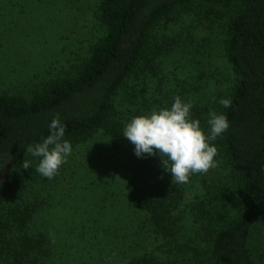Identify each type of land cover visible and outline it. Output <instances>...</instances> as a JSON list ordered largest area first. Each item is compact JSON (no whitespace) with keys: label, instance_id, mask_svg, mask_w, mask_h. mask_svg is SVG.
<instances>
[{"label":"trees","instance_id":"1","mask_svg":"<svg viewBox=\"0 0 264 264\" xmlns=\"http://www.w3.org/2000/svg\"><path fill=\"white\" fill-rule=\"evenodd\" d=\"M194 13L224 28L223 52L235 82L216 99L206 95L211 74L205 83L194 80L199 76L191 61L199 45L186 46L189 70L183 75L168 74L163 57L180 46L161 32ZM98 22L103 34L72 77L30 97L0 94V264H259L264 0H101ZM209 72L205 65L200 76ZM176 96L192 103L191 115L205 131L210 111L226 114L230 124L214 141L217 167L186 184L172 180L165 157L137 158L122 136L132 117L170 107ZM222 98L231 100L229 108ZM55 116L72 148L105 135L122 149L125 193L138 218L115 223L100 204L82 209L83 216L63 210L55 218V183L39 176V158L26 152L49 135Z\"/></svg>","mask_w":264,"mask_h":264},{"label":"rangeland","instance_id":"2","mask_svg":"<svg viewBox=\"0 0 264 264\" xmlns=\"http://www.w3.org/2000/svg\"><path fill=\"white\" fill-rule=\"evenodd\" d=\"M100 2L0 0V94L30 97L51 82L72 77L103 34L98 22ZM223 29L217 22L206 21L195 13L184 15L180 22L170 24V29L161 33L165 37L170 35L180 47L176 45L173 54L163 52L170 64L168 72H172L168 74L175 77L176 73L180 76L189 70V54L184 50L196 43L199 48L191 61L196 64L199 76L194 79L195 83L200 77L203 83L207 82L204 76L211 74L213 79L206 95L216 99L217 95L228 92L235 77L223 52ZM205 65L210 72L200 76ZM122 157V149L101 135L92 143L73 148L66 163L52 179L41 176L43 180L55 183L52 212L55 218L63 210L83 216L82 209H94L97 204L107 206L115 223L128 225L139 217L126 197ZM186 197L190 200L193 193ZM78 214L75 218L79 217ZM64 217L67 216L59 218ZM69 221L74 225V220ZM255 240L257 244L264 243V226L257 228ZM256 257L259 264H264V259Z\"/></svg>","mask_w":264,"mask_h":264},{"label":"clouds","instance_id":"3","mask_svg":"<svg viewBox=\"0 0 264 264\" xmlns=\"http://www.w3.org/2000/svg\"><path fill=\"white\" fill-rule=\"evenodd\" d=\"M224 108L231 100L222 98ZM193 105L176 96L170 107L132 117L123 127L122 136L133 146L137 158L159 155L165 170L177 184H186L194 174H203L217 167L214 141L230 126L226 114L210 111L205 131L191 115ZM49 135L41 142L29 145L26 152L39 158L36 172L52 179L72 153L71 143L64 139L65 125L55 116L48 125ZM162 160V159H161ZM29 165L25 164V168Z\"/></svg>","mask_w":264,"mask_h":264}]
</instances>
